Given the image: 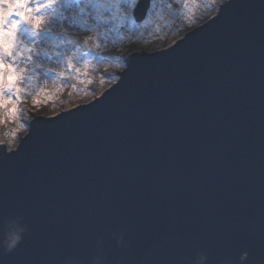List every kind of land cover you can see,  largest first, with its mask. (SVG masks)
Here are the masks:
<instances>
[{"label":"water","instance_id":"obj_1","mask_svg":"<svg viewBox=\"0 0 264 264\" xmlns=\"http://www.w3.org/2000/svg\"><path fill=\"white\" fill-rule=\"evenodd\" d=\"M229 3L176 52H137L145 57L105 104L58 121L37 151L36 139L17 155L20 141L0 143L11 157L0 153V238L14 218L27 229L13 252L0 248L2 264H92L101 238L108 264H139L161 237L172 249L152 264L197 248L210 264H241L243 251L246 264H264V19L244 7L258 0ZM193 113L201 125L230 115L236 130L189 157L179 149Z\"/></svg>","mask_w":264,"mask_h":264},{"label":"snow or ice","instance_id":"obj_2","mask_svg":"<svg viewBox=\"0 0 264 264\" xmlns=\"http://www.w3.org/2000/svg\"><path fill=\"white\" fill-rule=\"evenodd\" d=\"M201 5L204 8V15L197 17L194 22L202 26L185 32L170 50L164 49L158 55L150 57H165L181 49L193 37L217 24L222 19L225 9L233 7V4L224 5L213 0H164V2L160 0H0V123L18 120L19 126L13 132V136L21 130L27 131V135L20 140V147L11 155L19 154L24 146L34 139L37 140L35 145L37 151L40 145H46L54 135L57 129L51 126L58 121L91 112L97 105L105 104L132 71V62L145 55L130 52L126 57H113L112 59H116L120 65L121 71L108 73L104 78L118 81L116 86L91 105L78 106L55 119H43L32 115L29 121L20 120L22 109L18 106L22 99L31 97L35 105L36 98L46 91L43 87L46 81L53 80L67 84L74 74L81 72V69L76 67L77 64L88 67L93 60L107 62V58L100 55V52L109 44L116 42L113 36L121 38L119 33L124 29L131 31L135 28H147L154 23L155 18L161 17L162 8L172 10L176 19L193 23L191 13ZM244 7H258L260 17L264 19V0H258V4H247ZM209 10L215 11L216 15L208 25H203V21L208 19ZM65 11H71L73 15L65 16ZM243 23L240 22L241 25ZM54 27H59L61 30L54 31ZM69 28L95 33L94 37L89 36L83 41L84 45L92 41V46L82 49L74 38L67 35ZM61 65L63 69L57 71ZM41 126H47V130L42 129ZM235 130L230 115L217 118L211 124L201 125L196 114L193 113L182 130L179 152L192 157L201 144L214 136L218 137ZM0 153L9 155L4 146H0ZM142 160L143 157L139 159ZM157 245L164 255L172 249V241L165 237L159 238Z\"/></svg>","mask_w":264,"mask_h":264},{"label":"rangeland","instance_id":"obj_3","mask_svg":"<svg viewBox=\"0 0 264 264\" xmlns=\"http://www.w3.org/2000/svg\"><path fill=\"white\" fill-rule=\"evenodd\" d=\"M225 1L227 0H213V2L220 4ZM160 2H164V0H160ZM181 10L183 11L182 5ZM215 14V11L209 10L207 14L208 19ZM64 15L70 16L73 15V12L65 11ZM191 15L193 17V23L176 19L172 14V10L162 8L161 17L155 18L154 23L147 28H135L131 31L128 29L122 30L119 33V37L121 38L113 36L112 38L116 42L109 44L100 52V55L107 58V62L93 60L88 67H85L83 64H77L76 67L80 68L81 72L74 74L67 84L60 81H46L43 85L46 91L40 97L36 98L37 103L35 105L31 97L22 99L21 104L18 106L22 109L19 119L29 121L32 115L53 116L79 105L90 103L94 99L102 96L115 83V81L107 80L104 77L108 73L121 71L120 65L116 59H112L113 57L121 58L126 57L130 52H155L168 48L181 38L185 32H189L201 25L196 24L194 21L197 17H203V6L201 5L199 9H193ZM207 20H204L203 23ZM89 23H91V20H89ZM53 30L60 31L61 29L54 27ZM67 35L74 38L83 49L92 46V41H89L88 45H84L83 41L89 36L94 37L95 33L69 28ZM48 66L52 67L53 65ZM62 69L63 65L57 71ZM92 89H95V91H91ZM18 126V120L0 123V143H5L8 150L10 147L15 149L21 137L27 133L25 130L13 136V132Z\"/></svg>","mask_w":264,"mask_h":264},{"label":"clouds","instance_id":"obj_4","mask_svg":"<svg viewBox=\"0 0 264 264\" xmlns=\"http://www.w3.org/2000/svg\"><path fill=\"white\" fill-rule=\"evenodd\" d=\"M23 131V130H21ZM9 150H14L9 148ZM26 225L23 223V218L17 217L9 221L3 237L0 238V248L6 253L13 252L23 239V235L26 231ZM117 243L119 246L124 247L123 239L118 238ZM105 241L103 238L99 239L93 248V261L92 264H108V260L105 255L104 249ZM183 246H189L187 243ZM248 251H243L240 254L241 264H246L250 257ZM162 256V250L160 248H151L145 252L144 258L139 264H152V262ZM65 264H82L78 258H69L65 261ZM116 264H122V261H117ZM179 264H210V256L208 252L203 248H197L195 255L191 257H181ZM226 264H235L232 260H227Z\"/></svg>","mask_w":264,"mask_h":264},{"label":"bare ground","instance_id":"obj_5","mask_svg":"<svg viewBox=\"0 0 264 264\" xmlns=\"http://www.w3.org/2000/svg\"><path fill=\"white\" fill-rule=\"evenodd\" d=\"M216 15V14H215ZM116 82V81H115Z\"/></svg>","mask_w":264,"mask_h":264}]
</instances>
